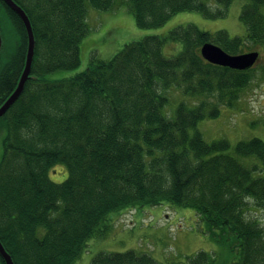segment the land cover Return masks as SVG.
<instances>
[{
  "label": "trees",
  "instance_id": "16d2710c",
  "mask_svg": "<svg viewBox=\"0 0 264 264\" xmlns=\"http://www.w3.org/2000/svg\"><path fill=\"white\" fill-rule=\"evenodd\" d=\"M29 14L36 38L31 77L8 111L0 161V240L15 264H72L84 252L107 216L126 208L168 203L192 208L215 241L238 249L235 264H264V226L247 216L251 202L264 208V140L208 142L198 129L232 106L253 77L245 70L205 60L200 47L214 42L230 53L264 44V0H246L244 36L178 26L126 43L110 59L93 56L75 75L51 80L49 73L78 68L81 44L90 31L88 1L110 10L117 0H16ZM234 0H128L140 27H159L180 11L207 17L227 15ZM214 4V6L212 5ZM0 12L10 21L15 44L8 50L4 31L0 51V106L24 69L28 36L20 16L4 0ZM169 39L182 41L166 56ZM183 87L201 97L182 101L172 117L163 111L165 92ZM213 97L214 100L208 99ZM67 166L69 176L55 182L50 170ZM43 230V232H41ZM190 264H214L201 250ZM0 264H6L0 255ZM90 264H161L146 252L101 251Z\"/></svg>",
  "mask_w": 264,
  "mask_h": 264
},
{
  "label": "rangeland",
  "instance_id": "374dc122",
  "mask_svg": "<svg viewBox=\"0 0 264 264\" xmlns=\"http://www.w3.org/2000/svg\"><path fill=\"white\" fill-rule=\"evenodd\" d=\"M245 2L246 0H234L224 17H207L195 10L180 11L162 26L144 28L137 24L135 16L128 8V0H117L115 7L110 10L97 9L88 1L87 21L90 31L81 44V65L74 69H59L49 73L47 77L56 80L75 75L88 67L93 56L110 59L126 43L151 34L166 35L178 26L193 24L210 32L224 29L231 36H244L247 29L240 15ZM212 5L214 6L213 3ZM0 24L4 31L5 44L12 51L15 33L3 12H0ZM182 49V41L169 39L163 50L166 56L171 57L178 55ZM256 49L261 52L260 60L251 81L240 91L239 98L232 106L221 105L217 117H207L198 123V129L208 142L224 138L234 148L240 140L253 137L264 140V44ZM182 88L172 86L165 91L169 102L163 111L168 117L175 114L182 101L192 106L201 99L184 94ZM208 99L214 100L212 96ZM6 133L7 128L0 121V161ZM240 159L250 165L257 164L259 173L264 169L262 161L256 157ZM68 176L65 164H59L50 170V177L55 182H63ZM247 216L258 219L264 226V208L256 207L251 202ZM204 229V222L192 208L168 203L113 211L101 224L98 232L88 240L82 255L72 264H90L101 251L129 249L149 253L161 264H190L189 257L201 250L215 255L214 264H235L239 259L238 249L215 241Z\"/></svg>",
  "mask_w": 264,
  "mask_h": 264
},
{
  "label": "water",
  "instance_id": "95a60500",
  "mask_svg": "<svg viewBox=\"0 0 264 264\" xmlns=\"http://www.w3.org/2000/svg\"><path fill=\"white\" fill-rule=\"evenodd\" d=\"M7 5L14 10L22 19L28 36V48L24 69L20 75L17 86L11 95L0 106V117H2L12 104L18 99L23 92L26 82L31 77L32 66L35 56L36 38L34 34L33 24L27 11L16 0H4ZM3 38L0 29V51L2 50ZM202 57L217 65L227 66L233 69L245 70L253 67L260 59L259 50H251L242 53H230L220 45L214 42H206L200 47ZM0 255L6 264H15L11 254L8 252L2 241L0 240Z\"/></svg>",
  "mask_w": 264,
  "mask_h": 264
},
{
  "label": "crops",
  "instance_id": "0c3cea01",
  "mask_svg": "<svg viewBox=\"0 0 264 264\" xmlns=\"http://www.w3.org/2000/svg\"><path fill=\"white\" fill-rule=\"evenodd\" d=\"M81 59H82V61H83V56H82V49H81Z\"/></svg>",
  "mask_w": 264,
  "mask_h": 264
},
{
  "label": "flooded vegetation",
  "instance_id": "af4514ba",
  "mask_svg": "<svg viewBox=\"0 0 264 264\" xmlns=\"http://www.w3.org/2000/svg\"><path fill=\"white\" fill-rule=\"evenodd\" d=\"M261 55V54H260Z\"/></svg>",
  "mask_w": 264,
  "mask_h": 264
}]
</instances>
